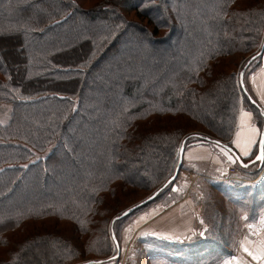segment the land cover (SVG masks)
Instances as JSON below:
<instances>
[{"label":"trees","instance_id":"1","mask_svg":"<svg viewBox=\"0 0 264 264\" xmlns=\"http://www.w3.org/2000/svg\"><path fill=\"white\" fill-rule=\"evenodd\" d=\"M105 1L0 0V264L108 256L117 201L160 197L190 138L229 142L241 98L260 117L243 76L264 0Z\"/></svg>","mask_w":264,"mask_h":264},{"label":"rangeland","instance_id":"2","mask_svg":"<svg viewBox=\"0 0 264 264\" xmlns=\"http://www.w3.org/2000/svg\"><path fill=\"white\" fill-rule=\"evenodd\" d=\"M89 1L90 0H88V2ZM95 1L96 2L94 3L84 4V8L92 9L109 2L105 0ZM108 5L114 7L115 4L111 2ZM162 14L164 13L162 12ZM161 16L160 14L157 16L159 21L162 20ZM128 18L135 20L132 14H129ZM140 22V25L144 26L145 28L147 27L149 31L153 29V26L148 24V22ZM261 37L262 39L259 45L257 46L256 50L251 53V55H254V53L258 51H261V53H263L264 34ZM248 57L249 56L245 57V59L239 63L235 72L239 71L241 64L244 63ZM260 58H262V55ZM258 61L260 60L256 59L248 68H245L243 76L245 86H247V73L254 71V69L251 70V68ZM15 63H17L19 67L20 59H18V61H15ZM11 68L13 69L15 67L12 65ZM241 100L244 99L241 98ZM10 111V106L0 104V124L5 125L8 123ZM206 142L209 141L193 137L187 140L184 145H182V147L178 149L177 157H179L181 148L182 150L184 149L185 154L182 153L183 158L181 156V162L182 159L183 162L180 165L179 162L176 164V168H178L179 166V170L178 175L176 176L175 180H173V184L169 188H166V190H164L161 193L160 197L154 200V202L148 203L144 207L137 209L131 215L123 217L124 219H119V222L116 223V225L110 226L111 220L114 217L119 216L122 212L121 210L126 207L132 208L135 204L149 198L150 195L144 194L142 195L141 199L136 202H132L131 198L121 199L120 201L116 202L114 211L112 212L113 217L111 218L110 222H106L104 225V227H106V237L108 236V241L110 243V252L108 256L104 258H94L92 260H104L103 264H178L179 261H171V257H167V255L165 256L160 252L171 250L174 251L177 249L182 250V243H185V239H187L186 235L183 239L174 238L172 240L170 238H164L163 240L161 238H157L156 236L151 237L150 235H146V231H159V229L155 227L154 223V220L156 219L154 217L156 216V214L158 216L162 214L164 212V209L180 200L185 194L186 196L184 199H186L185 202L187 203L188 209L191 212L196 209L198 211V215H200V217H198L196 220V236L194 235L195 237L189 239L198 238L197 240H200V244L207 243V240L212 237L219 238L220 241H222L223 238L225 240V243L223 244L224 249L221 246L217 247L213 244L216 247L213 248L215 251L214 254L211 255V253L208 252V254L202 255L201 253H199L196 257L200 262L204 261L205 264H218L221 261H224V259L229 256V253L233 252V250L231 251L232 248L237 249V251L239 252V247L242 245V241H244L245 246L254 248V252H252V256L250 257L259 259V262H264V257L260 256L259 253H255L259 252L258 247H260L261 242L264 246V205L261 204L259 206V211L256 210L255 205H249V201L247 202V204L239 203V208L238 206L234 207L232 205H227L224 202L225 200L222 201V199L217 195L214 188V186L219 184H223V186H226L227 188L238 190V192L242 189L254 188L256 196L258 197V199H260L259 196L264 194V160L261 163H256L243 168V166H241L238 162H236V164L234 163L228 151L226 155L225 149L219 147L217 148L215 146L216 144L213 145L210 143H214V141H210V144ZM200 143H204L203 145H201V147L207 148L208 152L206 154L196 145ZM221 143L226 144L225 142ZM196 146L198 150L193 151L192 147ZM52 149L53 145H50L44 153L36 154L31 161L45 158ZM224 157H227V160ZM210 159H213L211 167H218V173H213L214 175L212 174L213 176H216L218 174L216 177H213L214 179L206 178V174L208 173L206 166L208 165V161ZM200 161L205 163H199ZM229 162H232L234 164H229ZM228 168H233L235 170V174H229ZM243 199L245 200V198ZM257 212L259 215H261V221L255 226L249 225L256 222L254 220L256 219L257 215L255 214ZM216 222L220 224L218 227H216ZM254 227L256 228L254 230H251ZM113 228L115 230V241L110 237ZM222 230L225 234L224 236L220 235ZM197 240L195 241L197 242ZM212 240L216 242L214 238H212ZM180 241L185 242H181L180 244L176 243ZM114 243H116V245H114ZM92 249L93 247L90 250ZM207 250L208 248H206L205 251ZM82 253H84V251L80 253L77 252L75 253V255H85ZM81 258H78L77 261H85L90 259L91 257L83 256V258ZM206 259L210 260L206 261ZM97 261H95V263H98ZM236 262H238V260Z\"/></svg>","mask_w":264,"mask_h":264},{"label":"crops","instance_id":"3","mask_svg":"<svg viewBox=\"0 0 264 264\" xmlns=\"http://www.w3.org/2000/svg\"><path fill=\"white\" fill-rule=\"evenodd\" d=\"M246 82H247L246 83L247 86H245L246 87L245 91L247 92L248 96H250V98L253 100V103L256 104L260 112L259 114L260 117H258V115H256L251 109H249L248 105H246V102L244 103L245 100H241V106H240V109L237 115L233 135L229 142H225L228 145V147L232 150V153L229 151L228 152H229V155L232 157V160L234 161L235 164L236 162L240 164L239 160L242 163L246 162V163H243V165L240 164L241 166H243V168L249 166L248 163L254 159V158L253 159L251 158L254 154L255 148L258 145L260 135L264 129V120H263L264 119V51L262 53V58H260L259 67L255 69L254 71L247 73ZM260 119L263 120L262 121L263 124L259 122ZM206 143H209V142H206ZM210 143L213 145L215 144L212 142ZM203 144L204 143H200L196 145L200 148V150H202L206 154L208 150L206 147H201V145ZM197 146L192 147L193 151L198 150ZM215 146L217 148L218 147L222 148L218 146L217 144ZM225 151L227 155L228 152L227 150ZM245 152H248V155H244ZM182 153L185 154L184 149L182 150ZM182 158H183V155H182ZM224 158L226 159L227 157H224ZM182 162H183V159H182ZM212 162H213V159H210L208 161V165L206 166L207 172H208L206 174L207 176L206 178H209V179L211 178L214 179L213 177H216L218 175L217 174L216 176H213L214 175L213 173H218L217 172L218 167H211ZM199 163H205V162L200 161ZM234 163L229 162V164H234ZM214 188L216 190L217 195L222 199V201L225 200L224 202H229L230 205L234 207L238 206L239 203L247 204L248 201L250 202V204H252L253 196L255 194L254 188L253 189H248V188L242 189L239 192L238 190L227 188L226 186H223V184L216 185L214 186ZM185 196L186 195L184 194V196L180 200H178L177 202H175L168 208L164 209L163 210L164 212L160 214L159 216L156 214V216L154 217L156 218L154 220L155 221L154 223H155V227L159 229V231L157 232H154L153 230H151L150 232L146 231V235H150L151 237L156 236L157 238H161L163 240L164 238H170L172 240L174 238L183 239L186 235V238L188 239V240L185 239L186 242L185 241L176 242L179 244L181 242H185V243H182L183 245L182 250L177 249L174 251L173 250L161 251L160 253L164 254L165 256L167 255V257H171L170 258L171 261H179L178 264H205L204 261L200 262L196 256H198L199 253L204 255V254H208V252H210L212 255L215 253L213 248H216V247L211 246V248H208V250L205 251L207 247L204 245V243L200 244V240H197L198 238L189 239V238L196 236L195 235L196 233L195 229L197 230L196 220L198 217H200V215H198V211L196 209L193 210L192 212L188 209L187 203L185 202L186 199H184ZM243 198H245V200ZM258 209L259 208H256V210ZM255 215H257L256 219L254 220L256 222L249 224V225L255 226L261 221V215H259L258 212ZM255 228L256 227L252 228L251 230H254ZM209 239H212V238H209ZM195 240H197V242ZM241 243L242 245L240 244L241 246L239 247V252L237 251V249L232 248L231 251L233 250V252L229 253V256L225 258L224 261H221L218 264H264V262H259L260 261L259 259L250 257L252 256V252H254V248L245 246L244 241H242ZM258 248H259V252H255V253L257 254L259 253L260 256L264 257V246L262 242L260 244V247ZM208 260L210 259H206V261ZM237 260L238 262H236ZM103 263L104 262L102 261V262L95 263V264H103Z\"/></svg>","mask_w":264,"mask_h":264},{"label":"water","instance_id":"4","mask_svg":"<svg viewBox=\"0 0 264 264\" xmlns=\"http://www.w3.org/2000/svg\"><path fill=\"white\" fill-rule=\"evenodd\" d=\"M263 46H264V42H263ZM214 143L217 144L218 146L224 148L225 150H227V151H229V152L232 153V150H231L226 144L221 143V142H218V141H215ZM258 155H264V129H263V131H262V133H261V135H260V139H259V142H258V145H257V154H256V156L254 157V159H253L251 162L248 163V165H252V164H256V163H261V162L264 160V159L257 160L256 157H257ZM181 156H182V148H181V151H180V154H179V165L181 164ZM239 162H240L241 165H243V163H242L240 160H239ZM178 170H179V166H178V168H176L175 173H174V176H173L170 180H168V182L165 184V186H163L161 189H163L164 187H166V186L168 185L169 182L173 181V180L176 178V176H177V174H178ZM159 191H160V190H159ZM159 191L155 192L152 196H150V197L147 198L146 200L142 201V202H141L140 204H138V205L144 204V203H146L147 201L152 200V199L157 195V193H158ZM134 208H135V207H132V208L126 210L125 212H123L122 214H120L119 216L114 217V218L111 220V222H110V226H112L113 223H114L116 220L122 219L123 217L127 216V215L129 214V212H130L132 209H134ZM114 245H116V243H114ZM102 261H104V260H99V261H97V262L99 263V262H102ZM94 263H95V261H90V262H87V263H84V264H94Z\"/></svg>","mask_w":264,"mask_h":264},{"label":"snow or ice","instance_id":"5","mask_svg":"<svg viewBox=\"0 0 264 264\" xmlns=\"http://www.w3.org/2000/svg\"><path fill=\"white\" fill-rule=\"evenodd\" d=\"M244 155H248V152H245ZM256 158L257 160L264 159V155H258Z\"/></svg>","mask_w":264,"mask_h":264},{"label":"built area","instance_id":"6","mask_svg":"<svg viewBox=\"0 0 264 264\" xmlns=\"http://www.w3.org/2000/svg\"><path fill=\"white\" fill-rule=\"evenodd\" d=\"M228 173L231 174V175H232V174H235V170H234L233 168H231V169L228 168Z\"/></svg>","mask_w":264,"mask_h":264}]
</instances>
